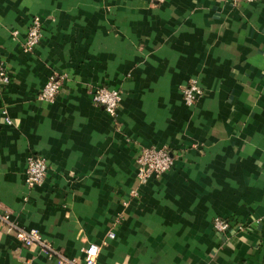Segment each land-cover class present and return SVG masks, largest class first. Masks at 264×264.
I'll list each match as a JSON object with an SVG mask.
<instances>
[{"label": "crops", "instance_id": "obj_1", "mask_svg": "<svg viewBox=\"0 0 264 264\" xmlns=\"http://www.w3.org/2000/svg\"><path fill=\"white\" fill-rule=\"evenodd\" d=\"M0 63V264H56L11 223L77 264L89 243L97 264H264V0H0ZM50 75L53 102L38 97ZM101 86L121 94L114 117L92 101ZM146 146L177 154L141 184ZM29 155L47 162L41 185ZM215 216L245 227L216 234Z\"/></svg>", "mask_w": 264, "mask_h": 264}, {"label": "built area", "instance_id": "obj_2", "mask_svg": "<svg viewBox=\"0 0 264 264\" xmlns=\"http://www.w3.org/2000/svg\"><path fill=\"white\" fill-rule=\"evenodd\" d=\"M160 3L163 0H152ZM259 0H231L233 4L240 2H256ZM14 33H16L14 31ZM42 37V22L37 15L33 16L22 41V49L24 52L34 54L35 48L39 44ZM10 81L9 74L4 66L0 63V87L6 86ZM60 80L54 75H50L39 93V99L53 102L60 90ZM203 91L196 78H191L182 88L181 95L183 102L187 106H192L195 101L202 95ZM92 101L103 107L110 117L117 114L121 102V94L119 90L109 87H98L92 95ZM2 115L6 123H10L6 116V110H2ZM176 151H172L167 147L157 148L155 146H146L140 148L135 158L136 180L139 183H145L150 178H159L166 173L173 165ZM47 162L44 158L35 155H29L26 161L25 182L28 186L41 185L46 177ZM7 218V217H6ZM16 238H18L25 246H40L45 249L46 256L54 259L56 264H77L74 258H67L60 252L53 250L43 240L40 232L35 228L25 229L10 224ZM212 227L216 234L226 235L228 233L243 230L245 224L236 222L229 218L215 216L212 221ZM114 234L108 233V237L112 238ZM99 255V245L89 243L82 248L81 264H97Z\"/></svg>", "mask_w": 264, "mask_h": 264}]
</instances>
